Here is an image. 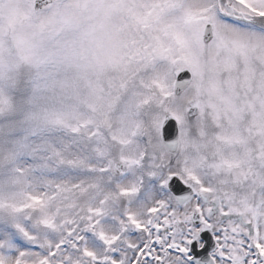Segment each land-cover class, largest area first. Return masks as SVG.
Returning <instances> with one entry per match:
<instances>
[{"label": "snow or ice", "instance_id": "obj_1", "mask_svg": "<svg viewBox=\"0 0 264 264\" xmlns=\"http://www.w3.org/2000/svg\"><path fill=\"white\" fill-rule=\"evenodd\" d=\"M0 264H264V0H0Z\"/></svg>", "mask_w": 264, "mask_h": 264}]
</instances>
